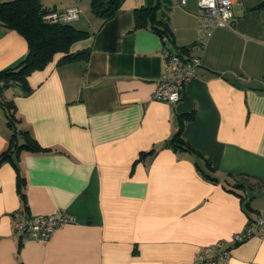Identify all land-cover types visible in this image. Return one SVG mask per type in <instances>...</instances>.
Instances as JSON below:
<instances>
[{
    "label": "crops",
    "instance_id": "1",
    "mask_svg": "<svg viewBox=\"0 0 264 264\" xmlns=\"http://www.w3.org/2000/svg\"><path fill=\"white\" fill-rule=\"evenodd\" d=\"M175 1L154 9L167 39L134 28L135 10L156 0H122L107 20L90 0H42L49 11L80 8L71 23L85 35L69 52H86L64 62L57 52L26 88L3 89L14 127L39 148L12 147L0 161V264H192L217 242L229 257L203 264H264V235L233 240L264 213V0H234L231 27L202 45L196 0ZM167 50L201 59L173 104L152 98ZM26 53L19 33L0 27V70ZM182 114H192L187 147L175 149ZM14 127L0 105V154ZM17 209L73 220L43 242L13 232Z\"/></svg>",
    "mask_w": 264,
    "mask_h": 264
},
{
    "label": "trees",
    "instance_id": "2",
    "mask_svg": "<svg viewBox=\"0 0 264 264\" xmlns=\"http://www.w3.org/2000/svg\"><path fill=\"white\" fill-rule=\"evenodd\" d=\"M122 0H90L92 11L103 20L111 18L119 8ZM159 5L158 0L149 5L137 8L134 13V28L149 26L161 36L171 38L166 18L155 16L154 9ZM49 10L44 7L42 0H0V27L17 31L27 43V53L16 64L0 70V105L7 113L11 126H15L16 118L7 102L2 100L3 89L14 82H19L26 88L25 77L31 71L43 67L57 52H63L62 61H70L84 56L86 51L69 52L73 42L82 38L85 32L76 29L71 22H47L44 13ZM180 51V50H179ZM182 52V51H180ZM192 114L179 116V125L169 140L175 149L187 147L181 139L182 122ZM13 137L7 151L0 154V161L8 157L12 147L29 149L39 148L34 139L26 131L13 128ZM22 135L24 142L17 144V135ZM31 138V139H30ZM15 143V144H14ZM24 183L19 177V185Z\"/></svg>",
    "mask_w": 264,
    "mask_h": 264
},
{
    "label": "built area",
    "instance_id": "3",
    "mask_svg": "<svg viewBox=\"0 0 264 264\" xmlns=\"http://www.w3.org/2000/svg\"><path fill=\"white\" fill-rule=\"evenodd\" d=\"M185 0L175 1L183 5ZM198 11L195 14V30L197 40L209 37L216 27H231L232 5L234 0H196ZM80 16V8L71 5L62 10L48 11L42 16L47 22H72ZM164 38H166L164 36ZM202 45V42H200ZM201 64L196 55H184L180 51L165 52V66L159 81L153 90L152 98L169 104L180 100L181 92L195 76V69ZM13 232L20 237L30 236L43 242L47 241L53 231L73 220L70 213L57 210L50 214H26L22 210H14L11 214ZM255 233L264 235V213H259L253 220L247 222L245 227L234 234L235 242H242ZM229 251L223 247L222 242L214 243L202 249L192 264L214 263L227 259Z\"/></svg>",
    "mask_w": 264,
    "mask_h": 264
}]
</instances>
